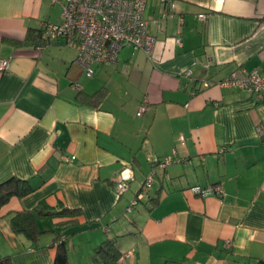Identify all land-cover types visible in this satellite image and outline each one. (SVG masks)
I'll use <instances>...</instances> for the list:
<instances>
[{
  "label": "crops",
  "instance_id": "crops-1",
  "mask_svg": "<svg viewBox=\"0 0 264 264\" xmlns=\"http://www.w3.org/2000/svg\"><path fill=\"white\" fill-rule=\"evenodd\" d=\"M175 2L156 23L160 0H146L149 56L123 47L87 77L62 39L43 48L32 34L61 21L59 3L0 0V61L9 63L0 69V183L33 189L0 209V257L53 264L61 238L68 264H264V141L255 130L264 103L220 84L240 67L264 76V0ZM172 155L179 160L157 170L128 211L150 160ZM210 185L221 196L191 191ZM36 209L48 214L34 215L32 241L11 218ZM105 242L114 259L95 258Z\"/></svg>",
  "mask_w": 264,
  "mask_h": 264
},
{
  "label": "built area",
  "instance_id": "built-area-1",
  "mask_svg": "<svg viewBox=\"0 0 264 264\" xmlns=\"http://www.w3.org/2000/svg\"><path fill=\"white\" fill-rule=\"evenodd\" d=\"M61 6V21L58 23L43 22L40 26L41 38L45 43L62 39L65 45L76 51V62L82 67L85 76L92 77L93 65H108L117 60L118 53L123 47L139 49L148 56L151 54L156 37L149 32V19L145 16L146 0H49ZM175 0H160L159 23L176 13ZM205 13L198 14L202 20ZM176 42L181 37L175 38ZM44 45L41 47L45 48ZM7 60L0 61V69H7ZM221 85L245 90L252 94L256 101L264 103V76L258 69L246 70L243 67L233 71L220 82ZM147 110L146 103H142L137 116ZM255 130L264 141V126L257 125ZM184 144V140L181 141ZM74 157L62 156V160L69 161ZM179 160L172 156L162 159L152 158L151 169L140 191L131 199L127 210L130 211L151 188L157 170L164 169L172 161ZM157 168V169H156ZM125 182L118 185L123 190ZM193 193L221 196L217 185L207 187H191Z\"/></svg>",
  "mask_w": 264,
  "mask_h": 264
},
{
  "label": "trees",
  "instance_id": "trees-1",
  "mask_svg": "<svg viewBox=\"0 0 264 264\" xmlns=\"http://www.w3.org/2000/svg\"><path fill=\"white\" fill-rule=\"evenodd\" d=\"M35 41L41 44L44 41L41 38L40 28L37 32H32ZM261 103V102H260ZM32 187L27 183V181L17 178H9L0 183V209L7 204V202L14 196L23 197L32 191ZM47 215V211L36 209L34 211H26L21 213H16L11 218V225L16 232L24 233L32 241H37L39 231L37 230L34 222V215ZM56 245V251L54 255L53 264H68L67 248L64 245V241L61 239ZM114 244L111 242H105L101 244L95 250V258L97 255L104 254L102 260L114 259L116 257V252L114 253ZM0 264H11V259L9 256L0 257Z\"/></svg>",
  "mask_w": 264,
  "mask_h": 264
},
{
  "label": "rangeland",
  "instance_id": "rangeland-1",
  "mask_svg": "<svg viewBox=\"0 0 264 264\" xmlns=\"http://www.w3.org/2000/svg\"><path fill=\"white\" fill-rule=\"evenodd\" d=\"M149 4H150V0H148L147 8H148ZM147 8H146L144 14H147ZM59 11H60V10H59V7H58V6L54 8V13H55V14H59ZM60 240H61V238H60ZM60 240L57 241L56 244H58V243L60 242Z\"/></svg>",
  "mask_w": 264,
  "mask_h": 264
}]
</instances>
